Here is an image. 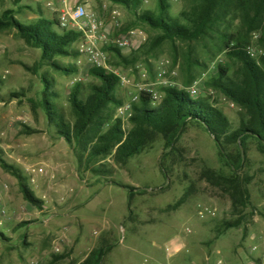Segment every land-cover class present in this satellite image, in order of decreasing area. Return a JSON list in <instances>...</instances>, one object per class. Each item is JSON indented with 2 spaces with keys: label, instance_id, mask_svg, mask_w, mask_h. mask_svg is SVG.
Returning a JSON list of instances; mask_svg holds the SVG:
<instances>
[{
  "label": "rangeland",
  "instance_id": "obj_1",
  "mask_svg": "<svg viewBox=\"0 0 264 264\" xmlns=\"http://www.w3.org/2000/svg\"><path fill=\"white\" fill-rule=\"evenodd\" d=\"M169 3L173 18L190 8L187 0ZM7 10H15L22 23L41 17L59 20L62 4L61 0H25L15 6L12 0H0V15ZM156 10V0H143L140 12ZM115 11L120 14L121 27L112 19ZM98 16L110 37L109 44L100 49L107 59L108 73L121 80L118 97L124 105H130L142 91L152 92L160 101L161 89L182 90L191 77L194 83L188 93L195 99L210 100L234 128L238 127L240 110L207 83L217 75L219 65H228L232 76L239 65L228 62L225 55L213 57L211 47L206 51L197 43H166L153 54L143 55L136 65L116 69L118 61L109 47L130 57L159 34L145 26L124 32L134 18L115 4L106 8L102 4ZM240 25V21L235 22L232 32ZM123 36L130 41L126 49L117 46ZM262 36V29L254 32L250 48L264 51ZM82 43L80 39L73 46L77 58L58 59L73 74L63 75L48 67L35 74L33 67L40 61L41 51L28 47L14 31L0 34V156L24 174L30 190L43 202L42 209L26 202L16 179L0 166V204L7 213L6 218L0 217V264H82L93 248L113 245L105 264H264V219L260 216L264 213V155L255 144L248 146V163L240 176L251 178L247 189L258 214L246 210L242 226L230 230H223V225L237 219L232 199L203 176L208 170L226 175L229 170L221 163L213 139L201 129H187L176 152L166 160L169 151L158 140L123 167L113 158L97 164L112 175L96 176L78 167L72 148L57 136L41 108L32 110L30 100H41L45 77L58 95L60 113L66 122H74L69 104L73 87L81 83L82 98H86L90 86L97 83L89 76L93 65L80 52ZM12 94L25 97L10 101ZM115 118L122 121L125 131L131 129L130 118H120L118 110ZM162 167L168 178L163 176ZM128 188L147 192L133 198L131 212ZM182 199L185 202L179 205ZM201 207L217 210V218L198 223ZM189 224L198 226L191 239L183 234ZM177 238L186 248L169 258L164 245ZM55 247L60 248L59 253Z\"/></svg>",
  "mask_w": 264,
  "mask_h": 264
},
{
  "label": "trees",
  "instance_id": "obj_2",
  "mask_svg": "<svg viewBox=\"0 0 264 264\" xmlns=\"http://www.w3.org/2000/svg\"><path fill=\"white\" fill-rule=\"evenodd\" d=\"M12 1L15 6H20L25 0ZM107 1L122 7L134 18L124 32L145 26L159 34L130 57L109 47L118 61L114 65L116 69L136 65L143 55L153 54L166 43L189 46L197 43L206 51L211 47L215 52L213 57L225 55L228 62L239 65L233 76L228 65H219L217 75L207 83L210 89L240 110L238 127L234 128L224 112L210 100L195 99L188 93L187 89L194 83V79L189 77L182 90L173 87L161 89L163 97L160 101L152 93H142L139 102L132 105L131 129L125 131L122 121L115 118L117 110L124 106L118 97L121 80L96 68L89 72L97 83L90 86L87 97L82 98L81 83L76 84L69 95L73 123L66 122L60 113L56 104L58 95L45 77L42 78L41 100L39 103L30 100L32 110L42 109L48 124L56 129L57 136L72 148L78 167L96 176L112 175V171L96 167L98 163L113 158L116 165L123 167L131 158L153 148L158 140H162L164 150L169 151L164 156L166 160L176 152V146L187 129L203 130L213 139L221 163L229 170L228 175L210 170L203 174L209 184L221 187L232 199L237 219L233 223H225L223 230L241 227L246 220V210L253 209L252 213L258 214L252 207L247 189L251 178L240 176L248 163L249 144H255L259 153L264 155V58L257 63L247 53L251 35L261 29L260 43L264 44V0H187L190 8L178 18L171 16L168 0H156L157 10L154 12H140L143 0ZM237 21L241 25L233 33V24ZM9 31H14L28 47L41 51L40 61L33 67L35 74L43 67L63 75L74 73L69 67L60 65L58 59L77 58L79 54L73 51V46L81 35L61 30L58 19L41 17L35 22L22 23L16 18L15 10H7L0 15V34ZM192 63L198 65V61ZM24 97L23 94H12L9 100ZM0 166L16 179L25 201L42 209L43 202L30 190L24 174L1 156ZM162 174L168 178L163 167ZM128 190L131 212L133 198L147 192L135 188ZM183 202L184 199L178 204ZM260 216L264 219V213ZM115 246L97 247L82 264H105ZM63 258L56 257L57 260Z\"/></svg>",
  "mask_w": 264,
  "mask_h": 264
},
{
  "label": "built area",
  "instance_id": "obj_3",
  "mask_svg": "<svg viewBox=\"0 0 264 264\" xmlns=\"http://www.w3.org/2000/svg\"><path fill=\"white\" fill-rule=\"evenodd\" d=\"M93 1V0H89ZM169 2L179 3V0H168ZM62 10L59 17L60 29L63 31H72L81 35L82 46L80 52L85 56L93 68L101 69L109 72L107 66V59L102 53L100 46L107 45L110 42L109 34L104 31V25L100 17L94 13L89 7L88 2L81 3L80 0H61ZM113 21L117 27H121L120 14L116 11L113 13ZM259 34H255V38H258ZM128 37H122L117 42V46L120 49H126L129 47ZM248 55L255 62L259 63L264 58V51L249 48ZM145 92V91H142ZM150 92V91H149ZM152 93V92H150ZM153 94V93H152ZM140 100V96L133 99L130 105H124L118 109V113L123 117H132V105L137 104ZM43 173V171H40ZM35 183V181H32ZM1 202V198H0ZM219 212L211 207H201L198 211V223H202L206 220L217 218ZM0 217L6 218L7 213L0 204ZM197 225H185L183 228V234L186 238H193L197 234ZM185 245L180 238L174 239L164 246L163 250L169 258H175L182 254L185 250ZM55 252L59 253L60 248L55 247ZM221 264V263H220Z\"/></svg>",
  "mask_w": 264,
  "mask_h": 264
},
{
  "label": "crops",
  "instance_id": "obj_4",
  "mask_svg": "<svg viewBox=\"0 0 264 264\" xmlns=\"http://www.w3.org/2000/svg\"><path fill=\"white\" fill-rule=\"evenodd\" d=\"M81 3H86L88 2L89 7L91 8V10L96 13L97 15H99V13L101 12V5L103 4L104 8H106L108 5H113L112 3L108 2L107 0H93V1H89V0H80ZM116 12V11H115ZM119 13V12H118ZM114 17L112 16V19ZM109 34V33H108ZM168 244V243H167ZM166 244V245H167ZM165 246V245H164ZM96 248H93L92 250L89 251L88 255L86 256V258L82 261L84 262L88 256L90 255V253ZM113 252V251H112ZM111 252V253H112ZM106 261V260H105Z\"/></svg>",
  "mask_w": 264,
  "mask_h": 264
}]
</instances>
